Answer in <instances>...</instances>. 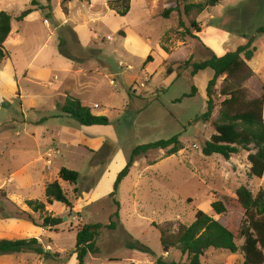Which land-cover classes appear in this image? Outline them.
Segmentation results:
<instances>
[{
    "label": "rangeland",
    "instance_id": "rangeland-1",
    "mask_svg": "<svg viewBox=\"0 0 264 264\" xmlns=\"http://www.w3.org/2000/svg\"><path fill=\"white\" fill-rule=\"evenodd\" d=\"M109 1L113 0H91L90 5L73 1L64 13L69 23L55 30V24L45 20L48 10L15 19L34 10L35 2L38 7L49 5L58 20L61 0H0V12L10 14L11 27L19 36L15 45L12 38L5 45L7 57L0 61V89L15 94L13 98L0 94V240L40 234V227L17 211L37 221L38 214L24 205L29 200L44 203L47 184L57 182L71 205L54 203L46 208L63 221L46 230L50 241L39 236L48 255L5 254L0 255V264H76V231L92 224L102 226L98 254H88L84 264H154L159 258L184 262L177 250L163 254L157 227L189 226L197 211L229 230L238 247L234 254L208 250L201 264H242L239 231L244 210L235 191L244 186L255 196L264 190V175L261 179L249 175L246 152L229 160L201 157L200 148L214 134L219 119L223 101L219 92L225 83L223 78L216 81L215 107L209 121L203 122L206 86L213 73L206 69L192 74L191 66L211 53L234 52L251 42L250 49L256 51L247 65L253 75L242 87L246 101L264 96V33H258L264 27V0H224L199 15H185L183 6L206 0H129L124 17L109 10ZM167 9L175 11L163 18ZM193 21L199 33L191 29ZM60 41L71 60L60 55ZM149 55L152 60L144 64ZM6 60L11 69H4ZM67 97L79 100L92 115L105 117L108 125L83 127L63 116L61 106ZM174 136H179L181 151L166 157L165 151L154 150L136 158L115 188L134 147ZM50 149L60 155L45 170ZM61 168L78 173L76 185L59 179ZM216 201L223 204V214L212 211L210 205ZM110 219L118 223L116 230L106 229ZM129 236L150 254L127 249Z\"/></svg>",
    "mask_w": 264,
    "mask_h": 264
},
{
    "label": "trees",
    "instance_id": "trees-1",
    "mask_svg": "<svg viewBox=\"0 0 264 264\" xmlns=\"http://www.w3.org/2000/svg\"><path fill=\"white\" fill-rule=\"evenodd\" d=\"M73 1L89 3L91 0H61L60 7L63 13H67V5ZM224 0H206L203 3H187L183 6L185 15L190 12L201 14L209 8L219 5ZM129 0L109 1L110 10L117 15L124 17L128 10ZM113 4H117L114 6ZM32 5L34 10L23 11L17 18V21L23 20L31 12L37 10H48L45 15L46 21L53 22V16L50 6L38 7L35 2ZM38 7V8H37ZM177 8V7H176ZM175 9H167L162 17L168 18ZM12 17L7 12H0V61H3L7 54L4 51L3 44L11 31ZM181 26V25H180ZM191 29L199 33L200 28L196 22H191ZM258 33H264V27L258 29ZM190 34V33H189ZM61 41L58 45L59 53L66 59L72 57L61 49ZM251 42L245 46H240L234 52H228L221 57L211 53L210 57L201 63L192 64V74L209 69L213 73L212 79L206 86V111L200 117L203 122H208L212 111L214 110V86L218 79L223 78L224 87L220 90L219 96L223 97L220 103V113L218 122L213 126L214 134L205 141L200 148V155L206 159L212 155H218L229 160L232 156L240 152H246V160L249 164V175L261 179L264 175V125H263V106L264 96L246 101V90L242 87L248 81L253 73L248 67L247 62L254 56L255 48L250 49ZM166 51V49H165ZM167 53V51H166ZM152 60L149 55L144 64ZM188 61L184 63V66ZM171 69L167 70V74ZM63 116L69 117L77 124L83 127L107 126L108 120L102 116H94L89 108L84 106L79 100L67 97L61 106ZM251 146L255 149L252 153ZM183 149L179 136H174L168 140H160L134 147L129 155L125 167L118 174L115 181V188L124 178L129 168L133 165L136 158L144 156L150 151H165L166 157L173 156ZM62 182L76 185L79 179L78 173L61 168L58 173ZM45 202L29 200L25 206L33 213L38 214L35 221L27 212L18 210V216H25L31 223L37 227L47 230H53L60 226L63 221L60 218L53 217L47 213L46 208L54 203H60L66 208H70V203L66 199L60 185L57 182L47 184L44 187ZM237 203L244 210V224L239 231V237L243 243L239 248L243 254L242 264H264V190H259L255 196L244 186L235 191ZM216 215L223 214L225 208L223 204L216 201L210 205ZM113 218H116V214ZM112 218V219H113ZM110 219L106 229L116 230L118 223ZM160 236V244L163 254H168L171 250H177L184 262H166L162 258L156 259L154 264H201V258L208 250L227 251L232 254L238 251L236 246V237L225 227L207 216L202 211H197L194 221L189 226L179 225L172 229L170 224H164L157 227ZM102 226L100 224L83 225L76 231L75 255L76 264H84L88 254H98L96 241L100 236ZM125 247L129 250H136L143 254H150V250L130 236ZM5 254H33L35 256L48 255L43 251L42 246L37 239L20 240H0V255Z\"/></svg>",
    "mask_w": 264,
    "mask_h": 264
},
{
    "label": "crops",
    "instance_id": "crops-1",
    "mask_svg": "<svg viewBox=\"0 0 264 264\" xmlns=\"http://www.w3.org/2000/svg\"><path fill=\"white\" fill-rule=\"evenodd\" d=\"M80 3H81V2H80ZM90 3H91V1H90L88 4L90 5ZM71 4H72V2L68 4V9H67V10H69V7L71 6ZM59 5H60V4H59ZM109 10H110V9H109ZM61 12H62V11H61ZM61 12L59 11V15H60V17H59L58 20L55 18L54 13H53V23L55 24V28H54L55 30H56L57 28L61 27L62 25H64V24L67 25V24L69 23L68 16H67V15H64V13H63V12L61 13ZM15 20H16V19H15ZM11 22H12V21H11ZM44 23L46 24V27L49 29V28H50L49 23L46 22V21H44ZM71 31L73 32V34L75 35V37L77 38V40H79V39H78L77 32L75 31V28H74V29H71ZM11 38H12V41H11ZM18 40H19L18 32H17V31H14L13 28L11 27L10 34L8 35L6 41H5L4 44H3L4 51H5V45H6V44H8V43L11 41L12 43H14L13 45H15L16 43H18ZM217 42H218V41H217ZM78 43H79V41H78ZM207 43H208L210 46H215L214 42H213V41H210V40H208V39H207ZM5 52H7V51H5ZM215 55L218 56V57H221V56L224 55V53H223V54H220V53H216V52H215ZM31 63H32V61H30V62L27 64L26 72L28 71V68L30 67ZM8 68L11 69V64H10V61H7V60H6V63L4 64V69H8ZM5 90H6L5 88H4L3 90L0 89V94L3 93V94H5V96H7L8 98H9V97H10V98H13V96H14L15 94L11 95L10 92H6ZM1 97H2V96H1ZM32 138L34 139L35 136L33 135ZM39 160H41V158H39ZM24 209H25V210H28V208H27L25 205H24ZM46 230H47V229L44 230V229H42V228H39V233H40V234H38V236H34L33 238H34V239H37L38 242H39V241L42 242V240H41L40 237H44L46 240H49V241H50V239H49L48 237H46V234H47ZM48 231H50V230H48ZM39 236H40V237H39ZM42 245H43V244H42ZM44 251H45V250H44ZM28 255H31V254H28ZM32 256H33V255H32Z\"/></svg>",
    "mask_w": 264,
    "mask_h": 264
},
{
    "label": "built area",
    "instance_id": "built-area-1",
    "mask_svg": "<svg viewBox=\"0 0 264 264\" xmlns=\"http://www.w3.org/2000/svg\"><path fill=\"white\" fill-rule=\"evenodd\" d=\"M93 108L94 109H98V106L94 105ZM59 155H60V152L57 149L48 150V152L45 154V160H44L45 170H50L51 164H52V160L55 159ZM38 264H41V263H38Z\"/></svg>",
    "mask_w": 264,
    "mask_h": 264
},
{
    "label": "water",
    "instance_id": "water-1",
    "mask_svg": "<svg viewBox=\"0 0 264 264\" xmlns=\"http://www.w3.org/2000/svg\"><path fill=\"white\" fill-rule=\"evenodd\" d=\"M65 220V219H64Z\"/></svg>",
    "mask_w": 264,
    "mask_h": 264
}]
</instances>
